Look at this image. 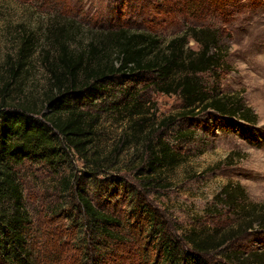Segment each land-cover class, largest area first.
I'll return each mask as SVG.
<instances>
[{
  "label": "rangeland",
  "instance_id": "obj_1",
  "mask_svg": "<svg viewBox=\"0 0 264 264\" xmlns=\"http://www.w3.org/2000/svg\"><path fill=\"white\" fill-rule=\"evenodd\" d=\"M56 22L73 29L72 47L79 49L101 38L100 33L120 28L152 33L165 42L190 28L212 32L221 63L220 68L200 76L202 83L210 96L242 98L258 116L257 124L232 118L235 125L225 129L212 111L201 109L163 124L185 111L183 100L161 93L150 79L127 83L121 78L102 103L93 99L82 104L98 118L93 152L97 150L101 158L112 156L110 161L118 162L110 174L102 172L96 178L101 181L119 176L141 190L150 138L153 145L168 146L179 158L174 168L161 169L157 176L161 187L150 189L148 194L141 190L148 203L171 223L172 233L222 234L245 221L248 207L255 212L264 210V0H0V99L10 81L6 70L9 61L18 57L24 38L30 36L35 50L21 80L9 87L14 96L18 95L8 103L26 99L43 106L52 85L45 57L49 54L56 59V48L47 35ZM187 49L198 51L201 45L189 38ZM18 86L20 91L15 92ZM130 95L134 98H127ZM137 123L141 125L139 137L134 132ZM243 126L253 132L254 139L242 132ZM123 141L126 147L119 151ZM72 154L71 170L60 175L30 163L18 170L32 220L28 239L40 264H79L85 251L81 242H76L75 233L70 242L63 239L61 231L70 225L67 220L52 221L50 217L51 209L66 202L63 178L70 171L79 177L91 170V164ZM228 186L239 187L238 194L248 200L240 204V210L223 202V190ZM86 189L98 209L120 217L126 225L122 233L129 243L115 248L116 257L110 258L109 264H142L140 252L145 241L138 230L129 228L127 205L122 199L105 203L99 189ZM65 212L66 216L73 214L68 208ZM87 248L95 251L93 244ZM229 248L238 254H264V228L254 225ZM102 249L105 254V247ZM151 256L153 252L148 254ZM255 263L264 264V257L243 262Z\"/></svg>",
  "mask_w": 264,
  "mask_h": 264
},
{
  "label": "trees",
  "instance_id": "obj_2",
  "mask_svg": "<svg viewBox=\"0 0 264 264\" xmlns=\"http://www.w3.org/2000/svg\"><path fill=\"white\" fill-rule=\"evenodd\" d=\"M72 30L58 26L57 22L49 27L47 37L56 48V59L52 60L49 54L45 57L52 85L43 106L26 99L14 105L8 103L9 98L18 95L14 96L9 87L21 80L33 56L32 37L24 38L18 57L10 59L6 69L10 81L0 99V264H40L28 239L32 220L25 205L18 170L30 163L60 175L66 169L71 170L69 159L73 152L91 164V170L79 177L70 171L63 178L66 202L51 209L50 217L52 221L69 222L61 235L68 243L75 233L76 242H81L85 251L79 264H109V259L116 257L115 248L122 243L127 245L130 240L122 233L126 227L124 221L98 209L88 195V186L99 189L105 203L122 199L127 205V224L138 230L140 239L145 241L140 252L142 264H243L253 257H264L257 253L238 254L229 248L231 242L254 225L264 228V210L255 212L248 207L245 221L222 234L191 231L177 236L171 232V223L148 203L146 195L150 189L162 186L157 179L161 169L168 166L172 169L179 160L168 146L153 145L148 138L146 153L149 159L145 161L146 168L141 175L144 178L140 180L141 190L146 193L119 176L105 177L101 181L96 178L102 172L110 174L109 170L118 162H111L112 156L103 159L97 150L93 152L98 118L82 104L93 99L102 103L105 95L111 96L121 78L127 83H144L150 79L152 86L161 93L183 100L185 111L167 118L163 124L194 115L199 109L212 111L213 117L225 129L235 125L232 118L257 124L258 116L242 98L210 96L202 83L201 75L220 68L216 36L208 30L190 28L186 34L165 42L152 33L120 28L100 33L101 38L92 39L79 49L72 47L75 37ZM189 38L197 41L201 49H187ZM16 91H20L19 86ZM134 129L138 136L141 125L135 124ZM241 129L254 139L248 128L243 126ZM123 147H126L125 141L119 151ZM238 192L241 193L239 187H226L223 202L240 210V204L248 200ZM65 208L73 214L66 216ZM88 244H93L95 251L90 252ZM151 252L153 256L148 257Z\"/></svg>",
  "mask_w": 264,
  "mask_h": 264
}]
</instances>
